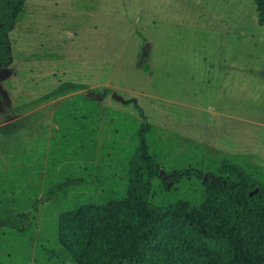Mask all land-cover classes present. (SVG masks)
<instances>
[{"label": "rangeland", "instance_id": "374dc122", "mask_svg": "<svg viewBox=\"0 0 264 264\" xmlns=\"http://www.w3.org/2000/svg\"><path fill=\"white\" fill-rule=\"evenodd\" d=\"M8 35L0 213L33 221L25 235L0 229V264H74L58 216L96 196L72 193L55 213L42 194L36 207L15 195L63 162H97L108 106L133 102L183 140L264 165V26L252 0H26ZM65 78L85 90L35 105Z\"/></svg>", "mask_w": 264, "mask_h": 264}, {"label": "trees", "instance_id": "16d2710c", "mask_svg": "<svg viewBox=\"0 0 264 264\" xmlns=\"http://www.w3.org/2000/svg\"><path fill=\"white\" fill-rule=\"evenodd\" d=\"M252 1L262 27L264 0ZM25 10L26 0H0V71ZM84 90L65 78L35 105ZM105 115L97 162H63L15 195L42 194L55 213L72 193L96 196L95 207L58 216V242L74 264H264V165L183 140L130 101ZM32 221L28 212L0 213V229L21 235Z\"/></svg>", "mask_w": 264, "mask_h": 264}, {"label": "water", "instance_id": "95a60500", "mask_svg": "<svg viewBox=\"0 0 264 264\" xmlns=\"http://www.w3.org/2000/svg\"><path fill=\"white\" fill-rule=\"evenodd\" d=\"M148 45H149V44H146L145 47H147ZM206 177H207V176L205 175L204 178H206ZM250 195H251V193H250Z\"/></svg>", "mask_w": 264, "mask_h": 264}]
</instances>
